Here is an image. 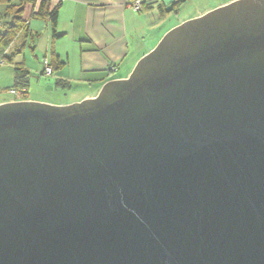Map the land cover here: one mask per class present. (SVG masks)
<instances>
[{
	"label": "water",
	"instance_id": "obj_1",
	"mask_svg": "<svg viewBox=\"0 0 264 264\" xmlns=\"http://www.w3.org/2000/svg\"><path fill=\"white\" fill-rule=\"evenodd\" d=\"M0 264H264V0L94 98L1 103Z\"/></svg>",
	"mask_w": 264,
	"mask_h": 264
},
{
	"label": "crops",
	"instance_id": "obj_2",
	"mask_svg": "<svg viewBox=\"0 0 264 264\" xmlns=\"http://www.w3.org/2000/svg\"><path fill=\"white\" fill-rule=\"evenodd\" d=\"M50 1L52 8L61 4L55 29L57 37L48 20L32 18L34 9L28 4L24 20L40 37L32 42L21 34L2 56L15 54L24 47L14 58V67L21 64L31 74L39 70L40 75H44V59L51 62L52 57L57 58L64 65L54 73L57 79L69 82L71 89L87 92L75 101L80 102L96 97L109 81L127 79L138 61L171 29L236 0H142L146 3L142 12L132 10L133 0ZM176 2H179L176 11L161 13L160 7L169 8ZM5 10L6 7L1 8L0 15ZM28 51L33 57L41 54L37 65L27 60ZM118 73L121 75L115 76Z\"/></svg>",
	"mask_w": 264,
	"mask_h": 264
},
{
	"label": "trees",
	"instance_id": "obj_3",
	"mask_svg": "<svg viewBox=\"0 0 264 264\" xmlns=\"http://www.w3.org/2000/svg\"><path fill=\"white\" fill-rule=\"evenodd\" d=\"M28 4H31L34 9L32 18L44 21L48 20L55 35L61 4H58L56 7L52 8V3L50 0H43L41 2H37L35 0H0V5L6 6L5 12L0 15V18L5 20L3 32H0L1 54H3L4 51L7 50L21 34H23L25 39H29L32 42L40 37L38 32H32L29 29L27 22L24 20V12ZM145 6L146 3L142 1V8L140 12L144 10ZM178 6L179 2H176L169 8L160 7V11L163 15H165L167 13L176 11ZM55 37L57 36L55 35ZM23 49L24 47L12 55H4L3 58H6L8 62L12 63L14 58L23 52ZM51 65L54 73L60 71L64 67V65L60 63L55 57H52ZM31 77L32 74L29 73L23 65H15L13 86L5 89V91L7 92L12 89L17 91L25 90L22 93L21 99L28 100L30 94ZM55 87L62 90H70L71 84L66 80L57 79L55 81Z\"/></svg>",
	"mask_w": 264,
	"mask_h": 264
},
{
	"label": "rangeland",
	"instance_id": "obj_4",
	"mask_svg": "<svg viewBox=\"0 0 264 264\" xmlns=\"http://www.w3.org/2000/svg\"><path fill=\"white\" fill-rule=\"evenodd\" d=\"M6 6L0 5V10H4ZM5 20L0 18V32H3ZM12 50V49H11ZM27 60L36 64L41 61V54L36 53V57L32 56L31 51L27 53ZM3 56L0 53V59ZM3 64L0 65V104L6 102H13L16 98L9 95L5 89L13 86L14 82V63H9L6 58H3ZM37 65V64H36ZM54 75V71H53ZM46 76L40 75L39 70H35L32 73V77L30 79V101L50 104L54 106H68L74 103L75 101L84 97L87 93L83 89H70V90H62L55 87V80L57 79V75L54 76ZM121 75V73L116 74L115 76Z\"/></svg>",
	"mask_w": 264,
	"mask_h": 264
},
{
	"label": "built area",
	"instance_id": "obj_5",
	"mask_svg": "<svg viewBox=\"0 0 264 264\" xmlns=\"http://www.w3.org/2000/svg\"><path fill=\"white\" fill-rule=\"evenodd\" d=\"M130 7L132 8L133 11L135 12H140L141 11V8H142V0H133L130 2ZM3 64V61L0 60V65ZM43 67H44V74L46 76H52L53 75V68H52V65H51V62L49 59H44L43 61ZM115 69V68H113ZM25 90H22V91H17V90H9L7 91V93L13 97H15L16 99L14 101H27V100H22L21 97H22V93L24 92Z\"/></svg>",
	"mask_w": 264,
	"mask_h": 264
}]
</instances>
